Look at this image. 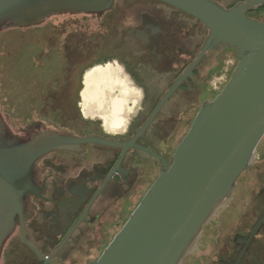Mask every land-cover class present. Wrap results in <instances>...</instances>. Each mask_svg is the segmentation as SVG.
I'll use <instances>...</instances> for the list:
<instances>
[{
	"label": "flooded vegetation",
	"instance_id": "1",
	"mask_svg": "<svg viewBox=\"0 0 264 264\" xmlns=\"http://www.w3.org/2000/svg\"><path fill=\"white\" fill-rule=\"evenodd\" d=\"M214 1L229 8L242 0ZM248 16L264 21V4L249 10ZM46 23L61 27L48 38L46 58L64 75L33 87L37 96L60 104L45 115L53 121L46 125L76 136L133 141L136 146L124 151L84 143L76 150H54L40 157L34 166L37 190L26 198L23 222L17 221L8 238L1 264H91L98 258L158 177L161 157L172 160L204 101L219 94L206 95L214 92L211 78L231 49L219 45L187 72L210 29L160 0H114L100 17L58 15ZM70 25L75 28L68 29ZM107 66L116 69L117 80H106L103 90L97 88L99 97L125 93L132 109L128 113L126 103L118 100L113 101L112 113L101 107L96 108L97 116L88 115L83 105L86 76L95 67ZM229 71L224 70L226 79ZM181 77L178 88L144 127ZM239 189L236 212L226 213L221 222L227 235L217 264L235 263L244 246L237 236H246L264 211V138L225 208L233 205ZM240 264H264V223Z\"/></svg>",
	"mask_w": 264,
	"mask_h": 264
},
{
	"label": "water",
	"instance_id": "2",
	"mask_svg": "<svg viewBox=\"0 0 264 264\" xmlns=\"http://www.w3.org/2000/svg\"><path fill=\"white\" fill-rule=\"evenodd\" d=\"M160 1L210 29L187 72L222 44L236 49L239 60L219 94L204 101L172 160L161 157L163 168L158 177L91 264H182L197 248L205 226L230 202L237 179L252 165L264 138V21L248 16V11L263 5L264 0H242L229 8L214 0ZM113 2L0 0V264L17 221L23 222L26 198L37 190L34 166L40 157L54 150H76L84 143L113 145L124 151L136 146L133 141L95 134L76 136L48 127L53 121L45 115L60 104L47 102L33 90L46 85L48 79L64 77L46 58L48 38L61 27L46 22L58 15L100 17ZM115 73V68L107 66L95 67L87 74L83 105L88 115L97 116L96 108L101 107L112 113L113 101L118 100L131 111L125 93L114 96L106 92L99 97L102 92L96 91L103 90L106 80H117ZM181 80L166 93L144 127ZM263 223L264 211L246 236H237L244 246L234 264L241 263Z\"/></svg>",
	"mask_w": 264,
	"mask_h": 264
},
{
	"label": "rangeland",
	"instance_id": "3",
	"mask_svg": "<svg viewBox=\"0 0 264 264\" xmlns=\"http://www.w3.org/2000/svg\"><path fill=\"white\" fill-rule=\"evenodd\" d=\"M223 59L225 60L224 66L219 69L217 73L213 74L211 78L212 84H214L215 89L214 92L207 93V96L213 97L217 93H219L227 83V79L229 81L233 70L235 69L239 56L235 49H228L226 53L223 55ZM214 56H212V61L214 62ZM214 64V63H212ZM229 69L228 78L226 79L224 70ZM215 93V94H214ZM254 162V161H253ZM242 182V180H240ZM242 191L239 189L235 193V199L228 208H225L229 205V203L218 211V213L213 217V219L205 226L202 237L198 243L197 248L188 255L182 264H217V258L220 254V248L222 246V242L225 240V236L227 232L225 227L221 225L223 222L224 216L228 212H236V203L240 202V197L242 195ZM241 206V205H240ZM230 210V211H229ZM236 219V216H233ZM227 238V237H226Z\"/></svg>",
	"mask_w": 264,
	"mask_h": 264
},
{
	"label": "trees",
	"instance_id": "4",
	"mask_svg": "<svg viewBox=\"0 0 264 264\" xmlns=\"http://www.w3.org/2000/svg\"><path fill=\"white\" fill-rule=\"evenodd\" d=\"M20 63H21V65H23L22 62H20ZM20 72H21V73H24L23 71H20ZM26 77H27V76H26ZM21 87H22V86H21ZM21 87H20V88H21ZM62 107H63V106H62ZM63 108L66 109V106H64Z\"/></svg>",
	"mask_w": 264,
	"mask_h": 264
}]
</instances>
